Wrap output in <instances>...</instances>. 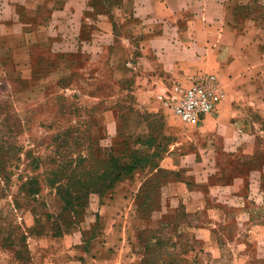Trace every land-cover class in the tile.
Segmentation results:
<instances>
[{"label": "crops", "instance_id": "crops-1", "mask_svg": "<svg viewBox=\"0 0 264 264\" xmlns=\"http://www.w3.org/2000/svg\"><path fill=\"white\" fill-rule=\"evenodd\" d=\"M145 14L133 25L129 40L114 43L109 58L113 76L130 83L132 103L119 113L123 138H116L112 109L96 117L102 122L96 132L125 163L133 162L132 154L140 160L153 159V164L138 166L114 183L106 209L133 207L135 218L126 214L116 218L126 222L129 217L134 231L173 222L176 206L185 225L209 234L226 215L243 223L244 232L252 230L251 221L258 219L262 224L254 232L252 248L253 254L263 256L264 163L250 166V162L254 152L264 154V131L242 133L240 127L243 117L251 119L253 111L264 117V0H162ZM70 17L66 0H0V84L8 94L30 95L34 89L39 93L48 70L60 78L58 52L67 50L66 35L70 39L78 33ZM90 44L83 41L84 48ZM205 75L216 76L225 98L217 104V116H205L184 129L155 97L171 85L185 86ZM235 92L244 99L231 101ZM26 100L17 104L23 108ZM226 111L235 118L232 124L227 118L228 126ZM207 131L211 133L205 135ZM223 131L233 134L223 138ZM232 143L237 150L230 151ZM240 143L245 151L239 150ZM165 174L181 177L165 181ZM144 205L159 206L158 217L137 216V208ZM204 222L213 223L212 229ZM99 223L104 229L106 218L101 214ZM118 236L115 246L108 244L104 233L101 245L68 247L50 264H137L139 256L128 245V237ZM237 243L235 238L230 242L232 252L243 256V264H251V246L242 245L239 253L234 249ZM218 247L211 246L212 264L220 262L223 248Z\"/></svg>", "mask_w": 264, "mask_h": 264}, {"label": "rangeland", "instance_id": "rangeland-1", "mask_svg": "<svg viewBox=\"0 0 264 264\" xmlns=\"http://www.w3.org/2000/svg\"><path fill=\"white\" fill-rule=\"evenodd\" d=\"M66 2L71 10L69 20L78 33L70 39L65 36L67 46L63 47L67 54L58 52L62 59L58 62L60 78L48 70L39 83V93L34 89L30 95L21 96L8 94L0 84V264H50L68 247L101 245L105 242L101 239L104 233L108 244L114 246L118 233L127 236L128 245L139 256L137 264H212L215 254L211 246L223 248L218 264H243V256L231 250L234 238L237 252L248 244L251 264H264V254H253L252 248L254 232L262 224L258 219L251 221L252 230L244 232L243 223H234L226 215L223 220L219 218L218 226L209 234L185 225L180 207L176 206L173 222L134 231L129 217L126 222L116 218L118 214L135 218L133 207L128 210L116 205L106 209L110 194L106 188L115 174L109 156L115 154L109 153L110 143L97 135L96 128L102 122L98 123L96 117L112 109L117 117L115 135L122 139L119 113L132 103L129 81H118L113 76L109 65L111 50L114 43H122V38L129 40L133 25L162 0ZM85 40L91 44L84 48ZM24 98L27 100L21 108L17 103ZM243 99L242 93L230 95L231 101ZM216 107L209 117L217 116ZM258 112H251V119L243 117L242 133L258 135L264 131V117ZM167 116L172 117L170 112ZM224 117L226 126L235 119L227 111ZM231 133L221 134L225 138ZM234 148L233 144L230 151ZM239 150H246L241 143ZM131 157L136 158L132 154ZM252 157L250 166L264 163L261 152H254ZM122 161L125 162L123 158ZM229 164L232 165L227 162L226 166ZM174 177L181 176L165 174L163 179ZM147 185L155 187V183ZM159 209L156 205L139 206L137 216L155 219ZM100 214L106 218L104 229L99 223ZM210 224L213 223L204 222L212 229Z\"/></svg>", "mask_w": 264, "mask_h": 264}, {"label": "built area", "instance_id": "built-area-1", "mask_svg": "<svg viewBox=\"0 0 264 264\" xmlns=\"http://www.w3.org/2000/svg\"><path fill=\"white\" fill-rule=\"evenodd\" d=\"M224 97L215 75H205L189 84L171 85L167 92L155 97L182 125H194L210 115Z\"/></svg>", "mask_w": 264, "mask_h": 264}, {"label": "trees", "instance_id": "trees-1", "mask_svg": "<svg viewBox=\"0 0 264 264\" xmlns=\"http://www.w3.org/2000/svg\"><path fill=\"white\" fill-rule=\"evenodd\" d=\"M109 153L111 154L110 150H109ZM109 159L114 164L113 170L115 174L110 180L109 186L106 188L108 190L111 189L114 183L125 179L134 168L138 166H143V165L151 166L153 164V163H149L151 162L150 158H143L141 160L134 158L133 162L131 163L123 162L121 156H109Z\"/></svg>", "mask_w": 264, "mask_h": 264}]
</instances>
